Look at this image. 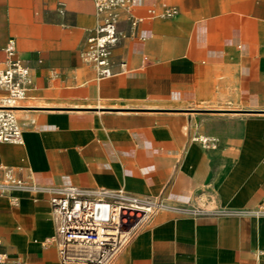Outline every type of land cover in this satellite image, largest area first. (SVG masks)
<instances>
[{"label": "crops", "instance_id": "obj_1", "mask_svg": "<svg viewBox=\"0 0 264 264\" xmlns=\"http://www.w3.org/2000/svg\"><path fill=\"white\" fill-rule=\"evenodd\" d=\"M173 8L170 17L159 15ZM151 11H154L152 13ZM113 74L80 54L97 24L91 0H0L4 47L32 88L0 142L8 167L52 187L123 190L170 206L252 209L264 197V0H134ZM1 94V91H0ZM215 140L204 146L197 138ZM47 195L0 196V251L59 264ZM111 264H264V217L154 213Z\"/></svg>", "mask_w": 264, "mask_h": 264}, {"label": "built area", "instance_id": "obj_2", "mask_svg": "<svg viewBox=\"0 0 264 264\" xmlns=\"http://www.w3.org/2000/svg\"><path fill=\"white\" fill-rule=\"evenodd\" d=\"M60 13L65 0H55ZM97 15V24L86 39L80 57L90 65L97 78L113 74L111 53L119 40L117 25L126 19L131 27L137 19L131 14L134 0H91ZM154 13V11H151ZM173 8L159 15L170 17ZM5 65L0 69V142L18 143L21 132L15 119L18 104L27 98L32 88L29 67L16 56L13 41L4 47ZM204 146L213 145L214 139L198 137ZM0 196L11 191H25L34 199L47 195L56 223L53 242L59 264H111L119 251L160 210L196 218L200 216L264 217V197L252 209H206L192 206H170L159 199L142 197L123 190L81 188L73 185L44 186L31 178L16 176L8 167L2 168ZM96 205L107 206L106 219H95ZM0 264H23L10 259L0 251Z\"/></svg>", "mask_w": 264, "mask_h": 264}, {"label": "water", "instance_id": "obj_3", "mask_svg": "<svg viewBox=\"0 0 264 264\" xmlns=\"http://www.w3.org/2000/svg\"><path fill=\"white\" fill-rule=\"evenodd\" d=\"M107 217V206L96 205L95 208V219H106Z\"/></svg>", "mask_w": 264, "mask_h": 264}, {"label": "bare ground", "instance_id": "obj_4", "mask_svg": "<svg viewBox=\"0 0 264 264\" xmlns=\"http://www.w3.org/2000/svg\"><path fill=\"white\" fill-rule=\"evenodd\" d=\"M10 107H20V106H10ZM18 110H20V109H16L15 111H18Z\"/></svg>", "mask_w": 264, "mask_h": 264}]
</instances>
